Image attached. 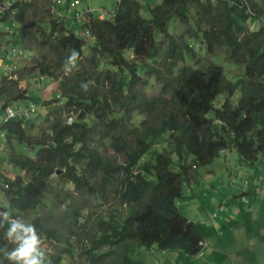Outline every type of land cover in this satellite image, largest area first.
<instances>
[{"label":"trees","instance_id":"trees-1","mask_svg":"<svg viewBox=\"0 0 264 264\" xmlns=\"http://www.w3.org/2000/svg\"><path fill=\"white\" fill-rule=\"evenodd\" d=\"M33 8L18 0L10 13L22 25L36 15ZM176 19L194 22L190 36L168 30ZM82 23L86 38L58 17L34 24L33 34L21 32L37 54L26 73L56 81L52 100L58 105L49 136L39 138L28 134L40 116L36 94L13 81L8 91L15 94L0 109L26 100L37 107L30 117L1 125L18 172L0 179L8 202L0 205V264H16L8 259L5 236L26 213H33L38 238L62 244L59 230L34 216L58 169L76 191L114 202L108 216L97 214L91 230L79 236L84 264H145L141 252L153 246L196 255L202 234L178 207L184 183L226 150L254 167L255 181L264 179L257 169L264 163V0H119L110 18ZM184 37L202 47L201 63L179 66L194 51ZM220 60L241 74L227 79ZM1 74V84L14 80ZM152 81L162 83V93L149 97L144 88ZM14 143L33 154L15 151ZM80 209L71 203V217ZM49 258L44 264L61 260Z\"/></svg>","mask_w":264,"mask_h":264},{"label":"crops","instance_id":"crops-1","mask_svg":"<svg viewBox=\"0 0 264 264\" xmlns=\"http://www.w3.org/2000/svg\"><path fill=\"white\" fill-rule=\"evenodd\" d=\"M73 1L66 0L64 5H54V14L56 17L61 15L64 24L81 35L84 34L82 26L72 18V12L89 8V16L95 19L108 18L114 14L119 0L116 3L115 0H79L77 5ZM102 6H106L110 11ZM68 9H72V12ZM11 20L5 19L0 22L4 27H11L10 32L0 31V63L2 59L9 62L8 54L11 47L33 51L28 41H25L26 44L23 40L21 24L14 19ZM1 73L4 74V71L0 69V85L3 76ZM34 79L38 83L47 81L49 86L55 84L53 88L57 86V82L50 79ZM38 87L33 86V94L27 92L34 95L38 89L40 95L36 94L38 99H34L37 105L38 102L42 104L44 100L40 93L43 88ZM2 100L3 95L0 93V109L4 104ZM28 102L29 100H26L21 103L26 105ZM13 145L18 152L16 143ZM8 147L6 136L0 127V179L2 177L13 179L18 172V169L9 163ZM233 153V150L223 151L213 162V169H207L206 166L204 172L183 185V196L178 201V207L190 221L198 225L202 234L200 252L196 255H187L180 250L160 251L153 246L148 251L141 252L145 264H264V180L255 181L253 170L239 163L238 154L235 153V160L229 157ZM261 172H264V163L259 174ZM203 173L204 176L200 178ZM243 179H247L249 183L245 184L246 180ZM2 194L4 195L0 189V199L3 197ZM6 204L7 202L1 206L6 207Z\"/></svg>","mask_w":264,"mask_h":264},{"label":"rangeland","instance_id":"rangeland-1","mask_svg":"<svg viewBox=\"0 0 264 264\" xmlns=\"http://www.w3.org/2000/svg\"><path fill=\"white\" fill-rule=\"evenodd\" d=\"M33 3L34 5V12L36 15L34 17H30L29 21L26 22L25 24L21 25V31L26 33V34H33L34 32V24L40 23L41 26L45 24L46 21H49L50 19H55L57 18L54 14V5L52 0H29ZM117 0L114 1L116 3ZM109 1H106V3ZM114 4L112 5V7ZM104 9H107L110 11L109 8L106 6H102ZM107 12V11H106ZM109 13V12H107ZM193 14V13H191ZM11 20V19H10ZM12 21V20H11ZM194 27V22L190 21V23L184 24L180 19H176L175 21L171 22L168 26V30L174 32L177 36L184 34L186 37L190 36L192 34L187 33L186 31H189V29ZM11 28V27H10ZM14 29V27H12ZM83 38H86L85 35L82 33L79 35ZM28 38H24V42ZM185 41L189 42L190 46H193L194 51L192 54H189L188 56L185 55L184 57V62H179V66L185 65L187 63H193L195 59L199 60V63H201L204 58H206V54L201 51V46L198 45V42H193L190 39H186L184 37ZM161 41L165 40V37L161 36L160 38ZM26 43V42H25ZM27 44V43H26ZM30 44V43H29ZM195 53V57H194ZM34 56H37L36 53H34ZM50 57L53 56V54L49 55ZM162 54L158 57V60L162 58ZM19 69H17L16 72V78L14 80H11L9 83H2L0 85V93L3 95V100L2 102H9V98L12 97V94H15V91L11 90L8 91V89L11 86H14L13 81L18 82V88H22L23 90H26L27 92H33V86L38 85L43 88V90L40 91L42 98V103L44 106H46L45 110L43 109L42 105L40 102L38 112L40 116L36 119L35 123L31 125L28 129V134L31 135L32 137H40L41 134H44L46 136H49L47 134L48 129L50 128L53 118L55 115L52 114V112H55V106L56 102L52 100L54 97L57 95L56 88H53L54 85L49 86L47 81H39V83L34 79L36 78L35 76H29L26 73L25 66L28 65L29 62L27 60H19ZM149 63H154L153 61H149ZM218 64L224 65V72L226 74L227 79H233L232 77H236L237 75L241 74V68H235L232 66V64H229L227 62H224L223 60L217 61ZM2 63H0V69H1ZM49 86V87H47ZM44 87H47L44 89ZM162 83L158 82H150L149 85H147L144 88L145 93L149 96H156L162 93ZM10 92L12 94H10ZM37 95L38 94V89L35 90L34 92ZM33 94V93H32ZM56 94V95H55ZM224 96L219 98L217 101L218 104H220L224 100ZM22 102V101H18ZM2 103V104H3ZM19 103V104H20ZM15 105V104H11ZM139 118V117H138ZM140 119V118H139ZM40 135V136H39ZM16 148L19 150L20 153H31L33 154L32 149H23L21 148L19 143H16ZM233 155H229L230 158L235 160V151H233ZM110 153H113L112 150H110ZM237 154V153H236ZM223 156V155H221ZM120 159V158H119ZM121 161V159L119 160ZM214 163L210 164L207 166V169H213ZM248 168L252 169L254 171V167L247 166ZM263 168V162H258L257 164V169L260 171ZM61 170V169H59ZM173 170L177 172L178 166L173 167ZM206 170V167L202 168L199 172V175ZM233 169H231L232 171ZM63 171L60 173H54L52 175V184L50 187L49 192L45 196L44 199V204L39 208L40 213H35L34 216L37 217H43L46 220L49 221L50 225L57 228L60 233V237H62V244L65 247H68L72 250V252H61L62 246L56 243L55 241H48L47 239L44 238H39L40 244H39V249L43 253L44 256V261L49 260V255H53L57 258H61L59 264H84L82 262V259L78 257L79 255V248L81 241L79 239V236L84 237V233L89 232L91 228L93 227L94 222L96 221L97 214H101L103 216H108V213L111 208L114 207V202L113 200H108L106 204H102L99 200L96 199V197L93 194H83L81 192H78L74 189L73 185L69 182H65L62 178H60L61 174ZM204 173L200 176L203 177ZM247 179H243L245 181ZM248 181V180H247ZM1 187V185H0ZM2 189V188H0ZM186 189L184 188V191ZM69 192L70 196L68 195ZM3 195V194H2ZM6 198V199H5ZM0 205H3L7 202V197L3 195V197L0 199ZM8 203V202H7ZM74 203V205L80 206V212L79 215L76 217H71L72 213L70 212V204ZM184 206L182 205V208ZM122 210H125L124 205L121 207ZM90 214V215H89ZM89 215V216H88ZM81 216V217H80ZM33 217V213H26L25 217L24 214L20 217V221L25 223V224H31V219ZM31 218V219H29ZM81 218V220L84 222V226L79 223L78 219ZM63 220V221H62ZM32 225V224H31ZM69 233V234H68ZM16 235H21L23 236L22 232H17L13 234L12 238H9L6 234L5 240L6 242H11V248H10V253L13 252L17 248V243L14 241V237ZM143 260V259H142Z\"/></svg>","mask_w":264,"mask_h":264},{"label":"clouds","instance_id":"clouds-1","mask_svg":"<svg viewBox=\"0 0 264 264\" xmlns=\"http://www.w3.org/2000/svg\"><path fill=\"white\" fill-rule=\"evenodd\" d=\"M6 1H8V2H10L11 3V6H10V8H9V10H8V12H7V14L3 17V18H1L0 19V22L2 21V20H5V19H14V17H13V13L11 12L10 13V9H11V7H12V5L16 2V1H18V0H0V2H6ZM53 1V0H52ZM74 2V4L75 5H77L78 3H79V0H78V3H75V0L73 1ZM66 3V0H65V2L64 3H62V4H55L54 2H53V5H64ZM69 10V12H72V9H68ZM78 12H84L86 15H85V19L84 20H82V21H88V19H90L92 16H89V14H90V9L88 8L87 10H83V11H78ZM76 12L74 11V12H72L71 13V16H72V18H74L73 17V15L75 14ZM60 17H61V15H58V18L60 19ZM111 17V16H110ZM110 17H108V18H110ZM5 18V19H4ZM103 19H105V18H103ZM15 20V19H14ZM74 20L76 21V22H78L79 24H81V26L83 25V23H82V21H77L75 18H74ZM98 20H102V19H98ZM1 24V23H0ZM0 31H6V32H10V27L9 26H5L4 27V25H1V27H0ZM84 32V35L87 37V36H89V33H88V31H83ZM15 48H18V49H21V50H23L24 51V57H21L20 59H18V60H12L11 58H10V53L12 52V50L13 49H15ZM35 56H34V52L33 51H29V50H26V49H24V48H22V47H11L10 48V50H9V54H8V60H9V62H6V61H4L3 59L1 60V63L2 64H5V63H10V64H13V68L11 69V70H4L3 68H2V65H1V70H3L4 71V75L6 74V73H8V74H6V76L9 78V79H14V78H16V72L15 71H17V69H19L20 67H19V63H18V61L19 60H21V59H23V60H27L28 62L30 61H32V59L34 58ZM29 64V63H28ZM36 78H38V79H40V80H44L45 78L43 77V76H38V77H36ZM29 102H31V101H29ZM28 102V103H29ZM20 104H23V103H20ZM27 104V103H26ZM18 105V104H17ZM2 111V110H1ZM2 125V124H1ZM1 127V126H0ZM2 131V130H1ZM2 133H4V135H5V132L4 131H2ZM6 136V135H5ZM232 179V181H233V178H231ZM262 180H264V179H262ZM245 184H248L247 182H245ZM243 199H245V197L243 198ZM2 215H4L5 216V218H7V213H2ZM17 232H22L23 233V236H21V235H16L15 237H14V241L15 242H18L17 243V248L13 251V252H11V253H9L8 254V259L9 260H12V261H15L16 262V264H44V256H43V253L40 251V249H39V244H40V240H39V238H38V236L36 235V232H35V229H34V227L31 225V224H25V223H23V222H21V221H19V220H15V221H12L11 222V225H10V227H9V229H8V231H7V236L9 237V238H12L13 237V234L14 233H17ZM202 244V243H201ZM200 252V251H199ZM198 252V253H199ZM197 253V254H198ZM143 254V253H142ZM143 258V257H142ZM144 261V260H143ZM145 263V262H144Z\"/></svg>","mask_w":264,"mask_h":264},{"label":"built area","instance_id":"built-area-1","mask_svg":"<svg viewBox=\"0 0 264 264\" xmlns=\"http://www.w3.org/2000/svg\"><path fill=\"white\" fill-rule=\"evenodd\" d=\"M53 2L55 4H62L65 2V0H53ZM75 3H78V0H75ZM11 6V3L6 1V2H0V19L3 18L9 8ZM85 13L84 12H76L73 17L77 20V21H82L84 20L85 17ZM1 27V24H0ZM21 57H24V51L18 48H15L12 50V52L10 53V58L12 60H18ZM13 64L10 63H5L2 64V68L4 70H11L13 68ZM37 107L33 102H29L26 105L25 104H20V105H7L6 107H4L2 109V111L0 112V121L1 124L8 122L10 119H13L17 116H20L22 118H28L31 115H33L36 111Z\"/></svg>","mask_w":264,"mask_h":264},{"label":"water","instance_id":"water-1","mask_svg":"<svg viewBox=\"0 0 264 264\" xmlns=\"http://www.w3.org/2000/svg\"><path fill=\"white\" fill-rule=\"evenodd\" d=\"M61 171H62V170H59V169H58V170H56V173H60Z\"/></svg>","mask_w":264,"mask_h":264}]
</instances>
